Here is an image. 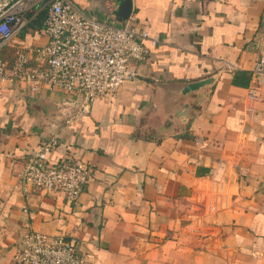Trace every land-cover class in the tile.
I'll list each match as a JSON object with an SVG mask.
<instances>
[{
  "label": "crops",
  "instance_id": "obj_1",
  "mask_svg": "<svg viewBox=\"0 0 264 264\" xmlns=\"http://www.w3.org/2000/svg\"><path fill=\"white\" fill-rule=\"evenodd\" d=\"M111 1L82 8L113 20ZM130 19L160 42L146 43L134 81L85 111L62 91L0 83V264L28 230L77 238L86 264H264V88L248 95L264 0H133ZM41 27L15 44H44ZM54 135L51 163L71 153L94 171L74 203L20 187Z\"/></svg>",
  "mask_w": 264,
  "mask_h": 264
},
{
  "label": "built area",
  "instance_id": "obj_2",
  "mask_svg": "<svg viewBox=\"0 0 264 264\" xmlns=\"http://www.w3.org/2000/svg\"><path fill=\"white\" fill-rule=\"evenodd\" d=\"M43 15L41 45L15 41ZM147 42L160 41L146 30L126 23L98 20L74 0H0V83L38 94L62 91L85 111L95 99L115 94L138 76L137 64L149 54ZM251 98L264 88V54L251 70ZM75 101V102H74ZM56 135L35 148L19 174L26 195L32 191L62 194L77 202L93 179L92 167L83 159L65 153L57 163L49 161L56 150ZM13 264H86L79 254L77 238L49 237L35 230L23 235Z\"/></svg>",
  "mask_w": 264,
  "mask_h": 264
},
{
  "label": "water",
  "instance_id": "obj_3",
  "mask_svg": "<svg viewBox=\"0 0 264 264\" xmlns=\"http://www.w3.org/2000/svg\"><path fill=\"white\" fill-rule=\"evenodd\" d=\"M133 11V0H112L110 4L111 17L117 23H126ZM215 77H208L200 79L198 81L186 83L181 92L183 95L190 94L192 92L198 91L203 87L213 83ZM79 105V103H78ZM187 108V107H186Z\"/></svg>",
  "mask_w": 264,
  "mask_h": 264
},
{
  "label": "trees",
  "instance_id": "obj_4",
  "mask_svg": "<svg viewBox=\"0 0 264 264\" xmlns=\"http://www.w3.org/2000/svg\"><path fill=\"white\" fill-rule=\"evenodd\" d=\"M83 1V0H82ZM81 0H74V2L80 6L82 8L83 6V2ZM85 1H88V0H85ZM111 20V19H110ZM42 21H43V15H41L36 21L32 22L31 23V26H33L34 28H38V27H41L40 25L42 24ZM234 83L235 84H242V82H239L238 80H234Z\"/></svg>",
  "mask_w": 264,
  "mask_h": 264
},
{
  "label": "rangeland",
  "instance_id": "obj_5",
  "mask_svg": "<svg viewBox=\"0 0 264 264\" xmlns=\"http://www.w3.org/2000/svg\"><path fill=\"white\" fill-rule=\"evenodd\" d=\"M90 9H92V7L90 6L89 9H87L88 11H90Z\"/></svg>",
  "mask_w": 264,
  "mask_h": 264
}]
</instances>
